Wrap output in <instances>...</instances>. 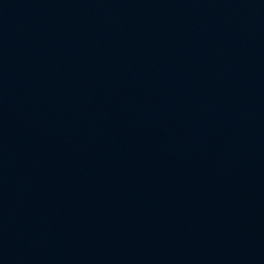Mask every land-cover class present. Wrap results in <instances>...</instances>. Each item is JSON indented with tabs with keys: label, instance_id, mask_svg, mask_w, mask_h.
Returning a JSON list of instances; mask_svg holds the SVG:
<instances>
[{
	"label": "water",
	"instance_id": "95a60500",
	"mask_svg": "<svg viewBox=\"0 0 264 264\" xmlns=\"http://www.w3.org/2000/svg\"><path fill=\"white\" fill-rule=\"evenodd\" d=\"M0 264H264V0H0Z\"/></svg>",
	"mask_w": 264,
	"mask_h": 264
}]
</instances>
